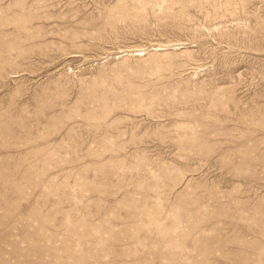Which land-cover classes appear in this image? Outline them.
<instances>
[{"label":"rangeland","instance_id":"374dc122","mask_svg":"<svg viewBox=\"0 0 264 264\" xmlns=\"http://www.w3.org/2000/svg\"><path fill=\"white\" fill-rule=\"evenodd\" d=\"M0 264H264V0H0Z\"/></svg>","mask_w":264,"mask_h":264},{"label":"bare ground","instance_id":"6f19581e","mask_svg":"<svg viewBox=\"0 0 264 264\" xmlns=\"http://www.w3.org/2000/svg\"><path fill=\"white\" fill-rule=\"evenodd\" d=\"M141 51V50H140Z\"/></svg>","mask_w":264,"mask_h":264}]
</instances>
